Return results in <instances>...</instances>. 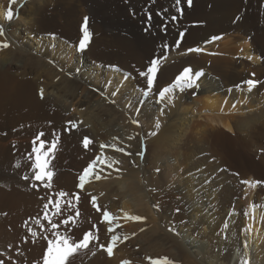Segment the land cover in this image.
Wrapping results in <instances>:
<instances>
[{
    "label": "bare ground",
    "instance_id": "1",
    "mask_svg": "<svg viewBox=\"0 0 264 264\" xmlns=\"http://www.w3.org/2000/svg\"><path fill=\"white\" fill-rule=\"evenodd\" d=\"M60 2L27 0L22 6V0H16L11 4L14 19L8 22L5 13L10 0H0V24L6 29L0 42L10 44L0 48V130L15 129V135L24 140L41 131L45 133L42 140L49 143L53 133L58 137L54 154L46 157L52 159L51 167L54 164L56 169L51 187L44 186L46 180L40 190L32 189V184L29 188L14 185L12 180L0 184V236H4V244L14 241L13 246L7 243L11 250L8 257L2 251L4 245H0V260L4 264H43L44 250L48 241L54 239L52 231L66 233L75 240L91 231L106 240L104 248L112 235L121 239L113 246L111 256L100 247L101 252L93 255L89 245L75 253L70 263L151 264L149 258L167 257L174 264H264V185L245 192L247 185L241 183L246 179L264 181V0H204L194 9L196 12L179 14L175 21L171 19L178 14L174 0H168L163 12L170 18V25H162L163 14L153 19L150 26L143 20V24L122 25L117 29L128 28L127 35L95 38L84 52L68 48L81 33L83 23L77 19L79 15L75 16L74 1H69L73 8H62ZM184 4L182 0L181 7ZM98 9V3L93 1L89 26L96 31L116 28ZM96 17H101L102 22L98 23ZM75 19L80 20H76L79 24H75ZM24 31L38 40V46L34 47ZM181 32L185 33L183 37ZM53 33H59L61 40H39L40 34ZM64 36L68 43L62 41ZM197 47L202 51H187ZM162 55L167 59L161 60L152 91L149 93L145 87L148 98L142 102L145 91L137 98L142 87L140 73L146 71L150 59ZM237 55L245 59H238ZM76 61H84V65L100 62L112 70L103 68L98 69L99 73H90L89 81L95 86L90 87L86 77L71 71L72 66L80 65ZM115 66L120 69L117 71ZM185 67L204 72L198 86L182 92L175 90L171 104L158 103L156 89L172 83ZM129 71L131 78L121 74ZM248 74H254L251 78L260 82L251 92L246 84L240 85ZM115 90L118 99L108 94ZM130 100H134V108L127 107ZM132 109H137V113L133 111L131 120L128 113ZM157 119L159 129L154 127ZM142 135L147 142L145 147L140 143ZM85 137L92 142L87 148L83 144ZM107 139L114 159L131 153L129 156L140 164L141 156L136 153L146 150L143 165L140 170L124 167L127 172L123 179L116 177L119 171L113 170L102 174L103 179L97 180L95 186L84 180L82 191L77 190L78 172H69L66 167L80 169L89 164L101 148L96 149V142ZM7 144L0 141L4 167L17 160L16 152L7 149ZM121 148L123 151L118 150ZM115 149L119 154L113 153ZM122 160L126 161L124 157ZM208 177L211 181L205 185ZM88 190L98 194L104 210L111 211L115 218L111 223L93 221L100 214L84 202V191ZM60 191L67 195L58 197ZM57 199L59 214L54 206ZM45 203L49 204V217L60 224L58 229L51 230L44 220ZM157 204L159 208L155 207ZM176 207L181 212L176 213ZM69 216L73 220L68 226L60 223ZM29 217L43 220L30 226L26 224ZM108 227L113 228L112 233L107 232ZM29 229L37 235L33 237ZM94 241L97 243L91 242ZM17 243L23 246L20 248Z\"/></svg>",
    "mask_w": 264,
    "mask_h": 264
},
{
    "label": "rangeland",
    "instance_id": "2",
    "mask_svg": "<svg viewBox=\"0 0 264 264\" xmlns=\"http://www.w3.org/2000/svg\"><path fill=\"white\" fill-rule=\"evenodd\" d=\"M44 1H46V0H44ZM69 1L70 0H61V2H60V4H61V6H62V8L63 7H68V6H70L69 5ZM74 2H72L73 4H74V6H76V8H77V12H76V15L75 16H78V17H80V18H77V19H80V20H83V17H85V16H88L89 17V20H91V16H90V10H89V8H90V6H92L93 5V1H95V2H97L98 3V6H99V9H98V12H101V14H104L107 18H109L110 19V21H111V24L113 25V26H115L116 28H113L112 30H110V29H107L106 27H103V28H100V29H98V31H96V29L95 28H93L92 26H89L91 23H89L88 22V26L90 27H88L89 28V31L91 32V40H93V39H100V38H102L103 36H105V35H107V36H109L110 38L111 37H116V36H121L122 35V37H124L125 35H127L128 34V28H125V30L123 31H120L119 29H117V28H119V26L120 27H122V25H124V26H127L128 27V24H131L132 22L134 23V22H136L135 24H137V23H140V22H142V20L144 21L143 23H147L148 24V26H150L151 24H152V22L157 18V17H159V16H161V14H163V17H165L166 16V13H164L163 11H165L166 10V6H167V1L168 0H73ZM184 1V0H183ZM202 1V2H201ZM27 2V0H22V3H21V5L23 6L25 3ZM42 2H43V0H42ZM200 2V3H199ZM199 2H198V0L197 1H195V0H193V3H192V6L189 8V7H187V5H186V3L184 4V7H183V15L182 16H184V15H187L188 13L190 14V13H193V12H196V10H197V7H198V5H202L201 3H203L204 2V0H199ZM96 5V4H95ZM186 5V6H185ZM74 6H70V7H74ZM164 6V7H163ZM186 7V8H185ZM263 7H264V4H263ZM62 8H61V11H62ZM185 9V10H184ZM189 9V10H188ZM194 9H196V10H194ZM162 11V12H161ZM187 13V14H186ZM138 15H139V17H138ZM149 15L151 16V19H149ZM176 16H177V18H178V15L179 14H175ZM73 16V15H72ZM156 16V17H155ZM127 17V18H126ZM76 18V17H75ZM97 19H99L98 20V23H101L102 22V18L100 17V18H98V17H96ZM143 18V19H142ZM166 18H167V20H166ZM195 18H199V17H195ZM77 19H75V21L77 20ZM97 19H95V21H97ZM108 19V20H109ZM113 19V20H112ZM116 19V20H115ZM135 19V20H134ZM146 19V20H145ZM154 19V20H153ZM168 19H169V21H168ZM80 20H77V21H80ZM76 21V25L77 24H79V22H77ZM94 21V22H95ZM117 23H116V22ZM146 21V22H145ZM149 21V22H148ZM166 21H168V22H166ZM170 18L169 17H165V24L164 23H162V25H166L167 26V24L168 25H170L169 23H170ZM120 22V23H119ZM143 23H140V24H143ZM42 27V26H41ZM41 29V28H40ZM130 29V28H129ZM105 30V31H104ZM127 30V31H126ZM117 33H118V35H117ZM126 33V34H125ZM54 34V36L53 35H50L49 36V34L47 35V36H43L42 34H40L39 35V40H48L49 39V37H51V39L52 40H57V39H60V34L59 33H53ZM58 34V35H57ZM24 35L26 36V37H28V39L33 43V45H34V47H36V46H38V40L37 39H35V38H33L31 35H30V33L28 32V31H24ZM81 33L79 34V36H77V37H75L74 38V41H71L69 44H68V48L70 47L71 48V50L73 49V50H77V45H78V42H79V39L81 38ZM46 38V39H45ZM61 40V39H60ZM73 40V39H72ZM219 40V39H218ZM217 40V41H218ZM62 41L63 42H67L68 43V39H65V36L64 37H62ZM77 44V45H76ZM53 47V45H51V48ZM72 50V51H73ZM237 58L238 59H242V60H244L245 58L243 57V56H240V55H237ZM77 62V61H76ZM80 64V62H77V64ZM89 65V66H88ZM116 65V64H115ZM91 67V68H90ZM106 69V70H112V69H110L111 67H109L108 65L105 67V65H104V63H96L95 61H93V62H89L88 64H86L85 63V65H84V61L83 62H81V64L79 65V66H77V67H75L74 68V66H72V70L71 71H74V73L77 75V76H79V77H81V78H85L86 77V79H85V82H86V85L88 86H94V84H92L91 83V80L89 81V74L91 73V74H93V73H99L100 72V70H98V69ZM117 71L120 69V67H118V66H115L114 67ZM123 76H126V77H132L133 75H132V73L129 71V72H127L126 74H124V73H121ZM255 75H252V74H248V76H246V77H248V78H246V80H248V79H252L251 77H254ZM158 77V76H157ZM241 79V78H240ZM243 79V78H242ZM254 79V78H253ZM157 80V79H156ZM246 80H244L243 79V81H241L240 83V85H245L243 82L244 81H246ZM122 82H125V80H121ZM145 77H141V82H140V84H142L140 87V93L137 95V98L139 99L140 97H141V93L142 92H144V95H143V98H142V102H144V101H146V99L148 98L147 97V94H145V93H147V91L146 90H144L145 89ZM122 84V83H121ZM136 84V83H135ZM95 87V86H94ZM158 89H156V91H157ZM243 92V91H242ZM112 93H115V95H112ZM105 94V93H104ZM108 94H109V96H111V97H114V99H118V91L117 90H115V91H112V92H110V91H108ZM154 96H156L155 94H154ZM110 101V100H109ZM134 101V100H133ZM133 101H128L127 103H126V105H127V107L129 108V107H132V105H131V103L133 102ZM123 105V104H122ZM134 107H135V105H134ZM134 107H132V108H134ZM133 111H134V109H132V111L130 112V113H128V117L132 120L134 117H133V115H135L136 113H137V109H136V112L134 111V113H133ZM132 113V114H131ZM70 121V120H69ZM68 121V122H69ZM223 128V127H222ZM223 129H225L226 131H228V129L227 128H223ZM14 131H15V129H13V130H4V131H1L0 130V141H5V142H8V144H7V146H6V148L8 149V147L9 148H13V151H15L16 152V154H15V157L17 158V160H16V162H15V160H14V162H13V165L11 164L10 166H2L1 165V160H2V156H1V153H0V184H2V185H5V184H8V181L9 180H12V183L14 184V185H20L21 186V184H24L27 188H29L28 186L29 185H31L32 184V186H30V187H32V189H34V190H40L41 189V184H42V182H40V181H33L32 179H31V177L33 176V172L31 171V161H29V160H27V155H28V153H30L31 152V150H29L28 149V147H29V145H30V143H29V141L31 140V141H33V139L35 138V137H33V138H28L27 140H24L23 139V137H18V134L17 135H15V133H14ZM17 132V131H16ZM5 133H6V135H5ZM11 134V135H10ZM38 134V133H37ZM143 134V133H142ZM17 136V137H16ZM142 137L143 138H141L140 139V143L141 144H143V147H145V145L147 144V142H145V139H144V137H145V135H142ZM4 138V139H3ZM6 138V139H5ZM41 139H42V137H41ZM29 140V141H28ZM105 140V139H104ZM104 140H101V142H96V149H98L99 147L98 146H100L101 147V145H108V147H105V148H99L97 151V153H95V159H96V157L97 156H99V155H103L104 157H106L109 161H119V158L121 159L120 161H119V163L118 164H114L113 165V167L112 168H107L105 165H103V164H99L98 163V161H97V163H96V166L98 167V170L97 171H100V175H101V178L100 179H103V177H102V174L105 176V175H107V172H111V171H113V170H115V171H117L116 169H119V172L121 173V171L123 170V172L121 173V175H120V173L118 174L117 172V174H115L116 175V177L118 176V178H120V177H122V176H124V177H126V175H125V173L127 172H125L124 171V167H125V169L127 170V167H129V168H136L135 170H137L138 168H139V170H140V164L143 162V158H145V154H146V150H145V148H144V153H143V158L142 157H139L140 159H141V163L139 164L138 162H139V160H138V162H136V158H133V156H129V154H126L125 153V155L123 154L122 156L126 159V161L125 160H122L123 159V157H119L118 156V159H114V157H112V155L110 154V153H112V150H111V148H112V146L109 144V140L107 139L106 141H104ZM38 142L39 141H37V144H38ZM145 142V143H144ZM32 143V142H31ZM100 143V144H99ZM99 144V145H98ZM114 147V146H113ZM31 149H32V146H31ZM113 149V148H112ZM29 150V151H28ZM86 152H88V151H86ZM24 153V154H23ZM113 153H115V154H119V152H118V150L117 149H115V151L113 152ZM121 154V153H120ZM111 156V157H110ZM110 157V158H109ZM128 158V159H127ZM46 159H48V158H46ZM92 159V158H91ZM94 159V160H95ZM143 159V160H142ZM128 160V161H127ZM17 162H19L20 163V167H16L15 165L17 164ZM92 162V160L90 161V163ZM127 162V165L125 166V163ZM129 162H130V164H129ZM51 163H52V159L50 160V163H49V165H48V169H50L51 171H53V173L55 174V172H56V169H55V165L53 164V166L51 167ZM89 163V164H90ZM87 164V163H86ZM86 164L83 166V167H85L86 166ZM89 164H87V166L84 168V170L89 166ZM141 165H143V163L141 164ZM119 166V167H118ZM139 166V167H138ZM83 167L82 168H80V169H78V168H74V167H66V170L67 171H69V172H72V173H76V171L78 172L77 174V178H76V182L78 183H76V188H77V190L79 189V191H82V187L80 186V177L83 175V173H84V170H83ZM48 169H46V170H48ZM74 169V170H73ZM77 169V170H76ZM74 171V172H73ZM103 172V173H102ZM104 172H105V174H104ZM158 173H160V171L158 172ZM25 174H27L28 176H29V179L28 180H25V179H22V177L25 175ZM54 176V175H53ZM91 176V177H90ZM89 177H90V179H89ZM124 177H122V179L124 178ZM105 178L106 177H104V180H105ZM89 179V180H88ZM100 179H96V178H94L92 175H90V173H89V176L85 179V181L86 182H88V184L90 185V186H95L96 185V183H97V180H100ZM3 180V181H2ZM46 180V179H45ZM20 181V182H19ZM21 181L23 182V183H21ZM29 183H28V182ZM84 181V182H85ZM26 182L28 183V185L26 184ZM94 182V183H93ZM33 185H35V187H33ZM89 187V186H88ZM249 189H251V188H249L248 186L247 187H245V192L248 190V191H250ZM105 191V190H104ZM102 193H103V191H102ZM101 193V194H102ZM84 195L86 196V201H84L86 204H89L90 206H91V208H92V210L96 213V214H100V217L98 218V220L95 218V219H93V221H95V223H103V222H105V223H109V221H106V220H104L103 219V212L105 211V210H107L108 212L110 211V210H108V209H103V205H102V203L100 202V197L98 196V194L97 195H95V194H93V193H91V192H89V190L88 191H84ZM93 195V196H92ZM96 196V197H95ZM98 196V197H97ZM93 197H95L96 198V201H95V205H96V207L94 206V204H93ZM78 200L80 199V196H77L76 197ZM91 198V199H90ZM118 200V199H117ZM80 201V200H79ZM97 206L100 208V211H97ZM119 210H120V208H118ZM117 209V210H118ZM119 210H118V212H119ZM109 213H111V211L109 212ZM34 220V221H33ZM36 220H41L40 221V223L42 222V220L43 219H41V218H36ZM34 218H30L29 217V219L28 220H26V224L28 225V223H29V225L30 226H35L37 223L35 222L36 221ZM97 220V221H96ZM30 221H33L32 223L30 222ZM36 223V224H35ZM127 224V223H126ZM38 225V224H37ZM43 229V228H42ZM108 230H107V232L109 231V229H110V227H108L107 228ZM112 229V231H113V228H111ZM112 231H109V233L111 232L112 233ZM2 236V235H1ZM0 236V237H1ZM98 236V240H96L97 241V243H104V242H106V240L105 239H103L102 237H100V234L99 235H97ZM3 237L4 236H2L1 238H0V245L2 244V245H4V247H5V250H2V251H4V254H5V256H7L8 257V255H10L11 254V250L9 249V246L7 247V243H9L10 245H12L13 246V244H14V241H11V242H9L8 240L6 241V244H4V243H2V241H3ZM97 243L94 241V242H90L89 243V245H90V247L92 248V254L93 255H95V251H97L98 253L99 252H101V249L99 248V246H97ZM92 244V245H91ZM6 245V246H5ZM88 245V246H89ZM16 246H18V247H22L23 246V243H17L16 244ZM19 248V251L21 250ZM107 248V247H106ZM106 248H104V250L106 251ZM9 249V250H8ZM47 249V248H46ZM46 249L44 250V252L46 251ZM8 250V251H7ZM103 250V249H102ZM10 251V252H9ZM17 251H18V249H17ZM18 251V253H21L22 252V250L19 252ZM93 255H91V256H93ZM169 259V258H168ZM169 260H171V259H169ZM41 261V260H40ZM172 261V260H171ZM84 264L83 263V261L82 262H79L78 264ZM70 264H74L73 262H71Z\"/></svg>",
    "mask_w": 264,
    "mask_h": 264
},
{
    "label": "snow or ice",
    "instance_id": "3",
    "mask_svg": "<svg viewBox=\"0 0 264 264\" xmlns=\"http://www.w3.org/2000/svg\"><path fill=\"white\" fill-rule=\"evenodd\" d=\"M16 3V0H10V6L7 10V12L5 13V19L8 22H11L14 19V14L13 11L11 9V4ZM184 3H186L187 7H191L193 0H184ZM182 4V0H174V5H175V11L180 14L183 15V7H181ZM166 11V10H165ZM149 19H151V16L149 15ZM171 19L173 21H175L177 19L176 15H173L171 17ZM239 19V17H237V20ZM88 22H89V17L85 16L83 17V23L81 25L80 28V32H81V38L79 39L78 45H77V51L79 52H84L87 49V46L89 45L90 41H91V32L89 31L88 28ZM146 31H148V29H146ZM54 36V34H51ZM180 37H183L185 35L184 32H181ZM6 36V29L5 26L3 24H0V37H5ZM218 37H213L212 39H217ZM10 46V44L6 41L0 42V48H8ZM167 47V46H165ZM177 47H179V41H177ZM188 52H201L202 49L197 47V48H189L187 50ZM166 60L167 57L162 55L159 58H152L150 59L148 65L146 66V71H142L140 73V75L142 77L146 78V87L148 92L150 93L156 83V79H157V73L160 70V66H161V60ZM248 59H252V57H248ZM204 75V72L201 71H196L193 72V69L191 67H185L180 73L179 75H177L175 77V80L170 83L168 86L162 87L160 89H158V103H173L174 100V96L173 93L175 92V90H179V91H184L186 88H195L198 86V81L200 80V78ZM254 75V74H253ZM244 84L247 85V89L249 92H251L260 82L256 81L254 79H248L246 81L243 82ZM239 87V86H237ZM231 91V89L229 90ZM41 98H43V90L41 89ZM147 94V93H145ZM112 95H115V93H112ZM233 107H235V105H233ZM161 115H163V109H161ZM50 123V122H49ZM70 125H72L73 127L75 126L73 124V122L69 121L68 122ZM133 123L139 125V121L138 120H134ZM154 127L156 129H159L161 127L160 121L157 119L155 121V125ZM65 130H70V129H65ZM6 135V133H5ZM151 135H156V132H152ZM45 133L44 132H39L38 134L35 135V138L33 139L32 142V149L31 152L28 153L27 156V160L31 161V171L33 172V176L31 177V179L33 181H41V182H45V178H46V182H45V187H51V181L53 178V171H51L50 169H48V165L50 163L49 159H46V157H49V154H54L56 148H57V144H58V137L56 136L55 133H53V139L52 141L49 143L46 139L42 140L41 137H44ZM37 141H39V146H37ZM92 143L88 137H85L83 140V144L84 147L87 148L89 146V144ZM45 145H47V150L45 151ZM108 147V145H101V148H105ZM119 151H123V149H118ZM127 154H131V153H127ZM138 156H143V150H141L140 152L136 153ZM97 161H100L101 164L105 165L107 168H112L114 164H118L119 161H109L106 157H104L103 155H99L96 157L95 160H93L89 166L84 170L83 175L80 177V186H83L84 180L89 176V173L92 174V176L96 179H100L101 175H100V171L96 170V163ZM16 167H20V163L17 162V164L15 165ZM48 169V170H46ZM117 171H119V169H116ZM157 172L160 171V169H156ZM22 179L28 180L29 176L27 174H25ZM211 181V177H208L204 180V184L207 185L209 184ZM241 183L247 185L249 188L255 189L258 185H264V181L262 180H252V179H246L241 181ZM35 186V185H33ZM58 197H65L67 194L64 191H60L59 193L56 194ZM179 199V198H178ZM95 201L96 198L93 197V204L95 205ZM69 203H71V201H69ZM55 208H56V214H59L60 212V200L57 199L55 202ZM44 220L48 221V224L50 225V229L51 230H55L58 229L60 227V224L55 223L52 221L51 217H49L48 215V208H49V204L45 203L44 204ZM155 207L159 208V205H155ZM181 208L180 207H176L174 209V211L176 213L181 212ZM97 211H100V208L97 206ZM76 215H79V212L77 211ZM127 218V217H126ZM132 219L135 220H141L143 218L141 217H131ZM103 219L109 221V223H111L115 218L111 216V214L105 210L103 212ZM73 217L69 216L67 219L62 220L60 223H62L65 226L69 225V221H72ZM37 224H40L39 220L35 221ZM74 222V221H73ZM41 227H43V225L41 224ZM96 226L93 225V228H95ZM224 227L227 228L228 224L225 223ZM29 231L31 232V235L33 237H35L37 235V233L35 231H32L31 229H29ZM109 231H112V229H109ZM52 235L54 237L53 240H49L48 241V247L46 249V251L43 254V264H70V258L74 256L75 253H77L78 251L82 250V249H86L88 248V245L91 241L93 240H98V236L96 233H93L91 231L89 232H85L83 234V238L79 239V240H75L73 239L72 236L65 234H61L59 231H52ZM128 237L125 236L123 237V239H127ZM46 239V237H45ZM121 238L118 235H112L111 237V242L109 243V245L106 248V251L108 253L109 256L112 255L113 252V246L120 240ZM100 248H104L105 246L103 244L99 245ZM2 255V254H0ZM245 255H247L245 253ZM149 260L151 261V264H174L173 261L169 260L167 257H161V258H157V259H152L149 258ZM0 264H4L3 260H0ZM124 264H129V262L125 261ZM245 264H248L247 261H245Z\"/></svg>",
    "mask_w": 264,
    "mask_h": 264
}]
</instances>
